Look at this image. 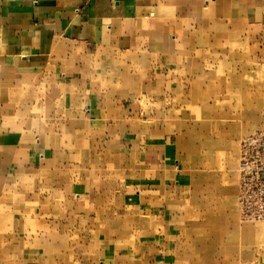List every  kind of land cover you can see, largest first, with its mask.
<instances>
[{"label":"crops","instance_id":"0c3cea01","mask_svg":"<svg viewBox=\"0 0 264 264\" xmlns=\"http://www.w3.org/2000/svg\"><path fill=\"white\" fill-rule=\"evenodd\" d=\"M239 45L264 63V0H0V264L190 259L178 72Z\"/></svg>","mask_w":264,"mask_h":264},{"label":"rangeland","instance_id":"374dc122","mask_svg":"<svg viewBox=\"0 0 264 264\" xmlns=\"http://www.w3.org/2000/svg\"><path fill=\"white\" fill-rule=\"evenodd\" d=\"M239 47L218 70L178 72L180 81L189 76L172 102L183 169L177 192L186 196L180 254L190 258L181 264H247L249 238L237 227L264 224L242 220L238 203L240 143L264 123V63ZM256 235L259 252L264 234Z\"/></svg>","mask_w":264,"mask_h":264},{"label":"built area","instance_id":"2783aa9c","mask_svg":"<svg viewBox=\"0 0 264 264\" xmlns=\"http://www.w3.org/2000/svg\"><path fill=\"white\" fill-rule=\"evenodd\" d=\"M238 203L242 220L264 221V126L240 143Z\"/></svg>","mask_w":264,"mask_h":264},{"label":"bare ground","instance_id":"6f19581e","mask_svg":"<svg viewBox=\"0 0 264 264\" xmlns=\"http://www.w3.org/2000/svg\"><path fill=\"white\" fill-rule=\"evenodd\" d=\"M259 228H264V224H257ZM252 226L247 225L246 229H250Z\"/></svg>","mask_w":264,"mask_h":264}]
</instances>
